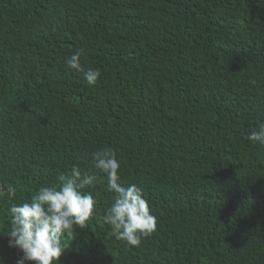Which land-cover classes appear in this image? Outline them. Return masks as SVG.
Masks as SVG:
<instances>
[{
  "label": "trees",
  "instance_id": "16d2710c",
  "mask_svg": "<svg viewBox=\"0 0 264 264\" xmlns=\"http://www.w3.org/2000/svg\"><path fill=\"white\" fill-rule=\"evenodd\" d=\"M81 48L95 84L65 63ZM262 120L264 0H0V234L73 165L97 175L57 264H264ZM101 148L157 217L138 246L103 223ZM21 255L0 235V264Z\"/></svg>",
  "mask_w": 264,
  "mask_h": 264
},
{
  "label": "clouds",
  "instance_id": "9594fccd",
  "mask_svg": "<svg viewBox=\"0 0 264 264\" xmlns=\"http://www.w3.org/2000/svg\"><path fill=\"white\" fill-rule=\"evenodd\" d=\"M81 48L66 59L69 69L83 71L89 85L95 84L100 72L92 67L84 68ZM247 140L264 147V120L247 135ZM93 169L103 173L107 188L113 198L103 214V223L116 240L129 246H138L142 237L150 236L157 226V217L152 213L143 189L136 183L127 186L121 183L120 161L111 148H101L91 153ZM97 175L82 173L73 165L70 174H61L58 184L38 187L33 197L13 202L7 208L10 222L6 234L8 245L22 253L16 264H57L59 257L69 248L68 240L74 237L76 229H82L94 216L96 200L90 191ZM10 200H16L14 188L0 192Z\"/></svg>",
  "mask_w": 264,
  "mask_h": 264
}]
</instances>
